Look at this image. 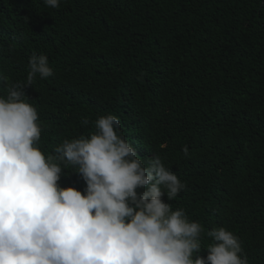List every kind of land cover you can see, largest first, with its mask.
<instances>
[{
    "label": "trees",
    "instance_id": "16d2710c",
    "mask_svg": "<svg viewBox=\"0 0 264 264\" xmlns=\"http://www.w3.org/2000/svg\"><path fill=\"white\" fill-rule=\"evenodd\" d=\"M230 1L0 0V72L26 82L30 57L47 55L53 75L25 88L46 154L117 115L141 159L159 155L185 183L173 209L206 230L228 227L249 264H264V0ZM59 183L86 187L70 168Z\"/></svg>",
    "mask_w": 264,
    "mask_h": 264
},
{
    "label": "clouds",
    "instance_id": "9594fccd",
    "mask_svg": "<svg viewBox=\"0 0 264 264\" xmlns=\"http://www.w3.org/2000/svg\"><path fill=\"white\" fill-rule=\"evenodd\" d=\"M60 2L44 0L52 8ZM37 75H53L47 55L30 57L26 82L0 72V264H249L228 227L206 230L173 209L169 201L185 183L159 155L141 159L117 115H99L94 130L46 154L25 91ZM182 151L190 156L187 145ZM69 168L82 176L83 191L59 183Z\"/></svg>",
    "mask_w": 264,
    "mask_h": 264
},
{
    "label": "rangeland",
    "instance_id": "374dc122",
    "mask_svg": "<svg viewBox=\"0 0 264 264\" xmlns=\"http://www.w3.org/2000/svg\"><path fill=\"white\" fill-rule=\"evenodd\" d=\"M230 1V0H229ZM211 5V4H210ZM94 12H96V14H99L100 11L99 10H94ZM207 13V11L205 13H203L201 16H199L196 19V23L194 26H192L191 28H188L187 33L191 30L194 29L196 27V25L198 24L199 19L204 16ZM227 19L228 21L232 24L233 29H234V41L238 42L240 35H241V29L239 27V24L237 21L234 20L233 17V1H230V7L229 10L227 12ZM80 21V20H79ZM178 49L180 51L181 57L183 58V60L187 63L188 68L186 69L183 78H188L190 80L193 79V75L195 74L196 71V64L194 63V61L192 59H188L184 57V52H183V43L181 42L180 45L178 46Z\"/></svg>",
    "mask_w": 264,
    "mask_h": 264
}]
</instances>
